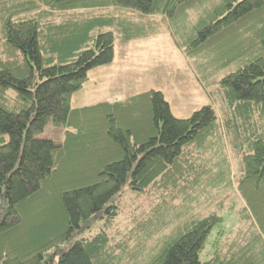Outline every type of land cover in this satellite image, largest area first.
I'll use <instances>...</instances> for the list:
<instances>
[{
    "label": "trees",
    "instance_id": "trees-1",
    "mask_svg": "<svg viewBox=\"0 0 264 264\" xmlns=\"http://www.w3.org/2000/svg\"><path fill=\"white\" fill-rule=\"evenodd\" d=\"M109 25L166 32L222 114L176 117L155 89L73 108L88 72L114 60ZM48 122L63 139L37 136ZM236 194L257 233L201 261ZM99 219L111 230L80 234ZM261 235L264 0H0V264H264Z\"/></svg>",
    "mask_w": 264,
    "mask_h": 264
},
{
    "label": "rangeland",
    "instance_id": "rangeland-1",
    "mask_svg": "<svg viewBox=\"0 0 264 264\" xmlns=\"http://www.w3.org/2000/svg\"><path fill=\"white\" fill-rule=\"evenodd\" d=\"M73 13L79 16L85 14L86 10ZM90 15L95 14L90 13ZM97 30L95 29V33ZM102 30H110L114 34V60L109 65L95 67L88 72V80L72 96L71 106L73 108L103 101L124 100L132 94L155 89L164 93L171 112L176 117H188L203 104L216 106L218 114H222V110L219 109L221 100L216 98L218 93L214 97L205 94L184 55L174 46L166 32L145 38L126 39L117 25L105 26ZM213 78L206 79L204 86L214 95L218 88V82L217 80L215 82ZM37 136L54 140L63 139L59 127L51 122H48L44 130ZM130 191L132 190L127 183L122 186L120 190L122 204L132 202ZM139 202L142 209H148L147 200ZM241 205L242 202L236 194L234 195L233 209L223 210L220 213L223 221L214 226L208 234L204 247L199 253L201 261L211 257L216 242L230 243L241 234L242 239L249 240L253 234L257 233L255 226L252 225L249 228L250 225L247 222L239 220L238 212ZM128 220V212H125L120 215L118 224L123 226L128 223ZM111 224L104 219L94 220L90 226L91 230H83L80 234L90 235L100 228L111 230ZM253 242L264 243V235L255 238Z\"/></svg>",
    "mask_w": 264,
    "mask_h": 264
},
{
    "label": "water",
    "instance_id": "water-1",
    "mask_svg": "<svg viewBox=\"0 0 264 264\" xmlns=\"http://www.w3.org/2000/svg\"><path fill=\"white\" fill-rule=\"evenodd\" d=\"M2 204H3V201H2Z\"/></svg>",
    "mask_w": 264,
    "mask_h": 264
}]
</instances>
